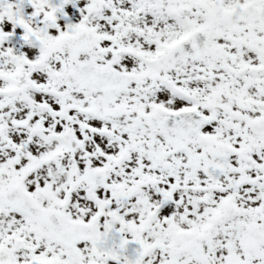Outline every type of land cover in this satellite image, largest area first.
<instances>
[{
  "label": "snow or ice",
  "instance_id": "6c2138e0",
  "mask_svg": "<svg viewBox=\"0 0 264 264\" xmlns=\"http://www.w3.org/2000/svg\"><path fill=\"white\" fill-rule=\"evenodd\" d=\"M0 264H264V0H0Z\"/></svg>",
  "mask_w": 264,
  "mask_h": 264
}]
</instances>
